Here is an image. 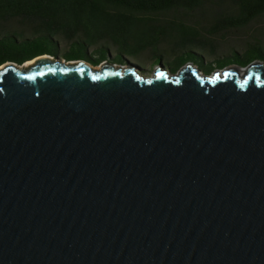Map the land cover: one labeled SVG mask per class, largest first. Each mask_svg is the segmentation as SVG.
Wrapping results in <instances>:
<instances>
[{
	"label": "water",
	"instance_id": "obj_1",
	"mask_svg": "<svg viewBox=\"0 0 264 264\" xmlns=\"http://www.w3.org/2000/svg\"><path fill=\"white\" fill-rule=\"evenodd\" d=\"M45 55L0 65V264H264V60Z\"/></svg>",
	"mask_w": 264,
	"mask_h": 264
},
{
	"label": "trees",
	"instance_id": "obj_2",
	"mask_svg": "<svg viewBox=\"0 0 264 264\" xmlns=\"http://www.w3.org/2000/svg\"><path fill=\"white\" fill-rule=\"evenodd\" d=\"M263 18L264 0H0V65L49 54L146 60L171 73L192 62L210 74L264 60V39L249 27ZM231 33L246 37L240 49L223 42Z\"/></svg>",
	"mask_w": 264,
	"mask_h": 264
},
{
	"label": "rangeland",
	"instance_id": "obj_3",
	"mask_svg": "<svg viewBox=\"0 0 264 264\" xmlns=\"http://www.w3.org/2000/svg\"><path fill=\"white\" fill-rule=\"evenodd\" d=\"M249 27H250V30L252 31L253 36L264 39V18L263 19H258L256 21H254L253 23H251L249 25ZM230 38H234L237 41L235 43L236 44V49H240V42H241L242 39H244L246 37L245 36H242V35H239V34H236L235 35L234 33H231L227 37H225V40L223 42L228 41ZM261 47H262V49L264 51V42L261 44ZM58 57H60L61 60H64V59H62L61 56L58 55ZM110 57H112V54H110ZM210 59L211 58H208V57L205 58V60H207V61H209ZM125 60H126V63H114V62L109 61V60H106V61L111 62V63H113L115 65H123V66H126V65H134L136 67V70L139 73H141V74H143L145 76L151 75L152 72H153V70L157 66L156 64L153 65V66H151L149 64L150 62L149 61H146V60L135 61V60H132V59H129V58H125ZM102 63H103V61L100 62L99 64L91 65V67H94V68H97L98 69ZM23 66H26L27 67V66H30V65H25V62H24L23 63ZM228 67H234L235 68V71H237V69H238L234 65H228ZM164 68L167 69V71H169L167 67L164 66ZM180 69L181 68H179L177 70V72ZM215 70H217V69H214L212 72H214ZM169 73L171 74L170 71H169ZM174 73H176V72H174Z\"/></svg>",
	"mask_w": 264,
	"mask_h": 264
},
{
	"label": "bare ground",
	"instance_id": "obj_4",
	"mask_svg": "<svg viewBox=\"0 0 264 264\" xmlns=\"http://www.w3.org/2000/svg\"><path fill=\"white\" fill-rule=\"evenodd\" d=\"M41 58H48V56L45 55V56H39V57L33 58V59H31V60L26 61V62H25V65H32V64H34L37 60H39V59H41ZM25 67H26V66H25ZM236 72H237L236 74H238V75L240 76V75H242V74L244 73V70L238 68Z\"/></svg>",
	"mask_w": 264,
	"mask_h": 264
},
{
	"label": "flooded vegetation",
	"instance_id": "obj_5",
	"mask_svg": "<svg viewBox=\"0 0 264 264\" xmlns=\"http://www.w3.org/2000/svg\"><path fill=\"white\" fill-rule=\"evenodd\" d=\"M54 57H57V58L60 59V57H58V56H54ZM62 59H64V58H62ZM78 60H86V59H78ZM64 61H75V60H65V59H64ZM86 61L89 63L90 66L93 65L92 62H90V61H88V60H86ZM104 61H106V60H104Z\"/></svg>",
	"mask_w": 264,
	"mask_h": 264
}]
</instances>
